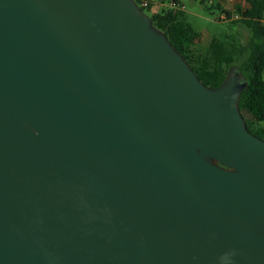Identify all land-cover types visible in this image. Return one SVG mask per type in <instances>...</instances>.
<instances>
[{
	"label": "water",
	"instance_id": "95a60500",
	"mask_svg": "<svg viewBox=\"0 0 264 264\" xmlns=\"http://www.w3.org/2000/svg\"><path fill=\"white\" fill-rule=\"evenodd\" d=\"M135 0H0V264H264V140Z\"/></svg>",
	"mask_w": 264,
	"mask_h": 264
},
{
	"label": "trees",
	"instance_id": "16d2710c",
	"mask_svg": "<svg viewBox=\"0 0 264 264\" xmlns=\"http://www.w3.org/2000/svg\"><path fill=\"white\" fill-rule=\"evenodd\" d=\"M209 1L201 0V4L209 12L217 9L221 14H226L227 21H231V29L236 31L241 24L250 31L251 38L247 45H243L235 35L224 40L214 37L206 51L201 52L196 49L197 32L186 12L175 11L168 6L154 12L158 3L163 5L168 1L135 0L207 87L218 88L232 68H239L248 80L240 99V109L243 115L248 113L252 117V120L246 119L249 131L264 140V0H247L249 9L237 8L234 12L227 11L218 4L209 7ZM233 16L239 18L233 20Z\"/></svg>",
	"mask_w": 264,
	"mask_h": 264
},
{
	"label": "rangeland",
	"instance_id": "374dc122",
	"mask_svg": "<svg viewBox=\"0 0 264 264\" xmlns=\"http://www.w3.org/2000/svg\"><path fill=\"white\" fill-rule=\"evenodd\" d=\"M182 3L186 6L188 20L194 26L196 32L210 34L219 40H224L226 37L235 35L239 37V41L243 45H247L250 41V31L241 24L237 26L236 31L231 29V21L220 20L221 12L219 10L213 9L210 12L205 10L201 6V0H182ZM167 4V2L163 5L158 3L153 11H159L162 7H167ZM208 45L209 40H197L196 49L204 52L208 48ZM244 115L247 120H252V117L248 113Z\"/></svg>",
	"mask_w": 264,
	"mask_h": 264
},
{
	"label": "crops",
	"instance_id": "0c3cea01",
	"mask_svg": "<svg viewBox=\"0 0 264 264\" xmlns=\"http://www.w3.org/2000/svg\"><path fill=\"white\" fill-rule=\"evenodd\" d=\"M217 4L220 5L222 8L233 12L237 8H240L242 10H247L250 8V5L248 4L247 0H215V1L210 0L208 6L210 7ZM201 6L206 10V7L204 5L201 4ZM197 36H198V40H209V44L211 40L214 38L212 35L207 33L197 32Z\"/></svg>",
	"mask_w": 264,
	"mask_h": 264
},
{
	"label": "built area",
	"instance_id": "2783aa9c",
	"mask_svg": "<svg viewBox=\"0 0 264 264\" xmlns=\"http://www.w3.org/2000/svg\"><path fill=\"white\" fill-rule=\"evenodd\" d=\"M168 4V8L172 9V10H175V11H184L186 12V6L182 3L181 0H167ZM145 6H147V3L145 4ZM220 20L222 21H227V15L226 14H221L220 15ZM239 17L238 16H233V20L235 19H238Z\"/></svg>",
	"mask_w": 264,
	"mask_h": 264
}]
</instances>
